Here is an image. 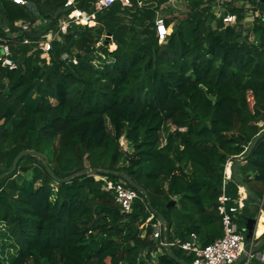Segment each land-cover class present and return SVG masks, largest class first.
Instances as JSON below:
<instances>
[{"label": "trees", "instance_id": "trees-1", "mask_svg": "<svg viewBox=\"0 0 264 264\" xmlns=\"http://www.w3.org/2000/svg\"><path fill=\"white\" fill-rule=\"evenodd\" d=\"M66 1L0 0V39L17 63H0V264H193L194 255L172 247L171 257L152 237L158 219L169 239L196 233L205 246L221 237L229 159L242 158L254 194L237 218L242 231L264 199V137L245 159L264 130L263 17L244 29L249 10L236 0L220 7L236 15L233 25L217 0H183L187 11L161 17L172 31L160 42L167 0L117 2L95 25L63 33ZM76 1L94 11L95 0ZM50 30L59 38L47 62L38 43ZM101 177L138 191L130 212ZM239 185L227 183L229 206Z\"/></svg>", "mask_w": 264, "mask_h": 264}, {"label": "built area", "instance_id": "built-area-1", "mask_svg": "<svg viewBox=\"0 0 264 264\" xmlns=\"http://www.w3.org/2000/svg\"><path fill=\"white\" fill-rule=\"evenodd\" d=\"M18 3H24V0H14ZM140 5H144L145 0H137ZM235 0H217L219 5L218 15L223 16V22L228 24H235L237 22L236 15L226 14L222 15L221 8L223 4L227 2H233ZM76 0H67L65 6L70 8V13L65 21L60 23V32L65 33L70 24H81V25H95L97 23V13L103 11L114 3L120 2L123 6L128 7L133 4V0H95L94 11L89 12L76 5ZM258 6L264 4V0H255ZM264 21V12H263ZM23 29L29 28V23L24 21H18L16 23ZM157 35L160 42H163L170 34L169 27L165 24L164 19L160 18L156 21ZM59 38V32L50 30L40 40L38 45L42 49L43 55H50L53 41ZM24 43H29L28 39L24 40ZM0 63L3 67L10 69L17 68V63L12 57V51L10 45L5 40L0 39ZM235 161L229 159L225 164L224 176H223V195L220 200V212L222 214L223 224V235L216 239L214 242L203 246L199 237L196 233H191L188 240H182L179 237H175L172 240L167 238L165 241L164 232L168 231V225L161 219H158L153 224L152 237L161 240L163 246L169 245L172 247H180L187 251L188 254L194 255L193 264H234L244 253H249V256L245 262L248 264L251 258L256 257L257 259L264 262V252L257 251L252 253L254 249V240L247 246L246 237L243 231L240 229L237 218L243 213L245 204L248 199V190L243 186L239 185L238 196L236 198L235 205L229 206L228 202L231 200L226 195L227 183L233 180V166ZM104 180V184L107 190H112L115 193V197L121 206V210L124 213H128L132 210L135 200L139 197V193L136 189L126 186L122 181H113L107 177H101ZM264 201V199H262ZM151 217L155 214L151 213Z\"/></svg>", "mask_w": 264, "mask_h": 264}, {"label": "water", "instance_id": "water-1", "mask_svg": "<svg viewBox=\"0 0 264 264\" xmlns=\"http://www.w3.org/2000/svg\"><path fill=\"white\" fill-rule=\"evenodd\" d=\"M107 38H109V35H107ZM262 137H264V130H263L259 135H257V136L255 137V139L253 140L252 144L250 145V147H249V149H248V151H247V153H246V155H245V159H247V158L250 156L252 150L254 149V147L256 146V144L258 143V141H259ZM28 152H29V151H27V150H23V151H21V152L15 157L14 162H13L14 165H13V168H12V169H15L16 164L18 163V161L20 160V158H21L24 154H26V153H28ZM241 161H242V158L239 159L238 161H236V163H235L234 166H233V178H234V180H235L237 183L243 185V186L248 190V187H247L245 181L242 179V174L239 173V166H240V164H241ZM48 172L50 173V175H51L53 178L57 179L58 181L65 180V179L57 178V177L55 176V174H54V171H53L51 168H48ZM87 172H88V170H87V171H84L83 173H87ZM76 175H78V174H75L74 176H76ZM134 186H135V188H137V189H141V187H140L139 185H137V184H134ZM248 195H249L250 197H253V196H254L253 192H251V191H249V190H248ZM262 211H264V201L256 199V203L253 205V207H252V209H251V214L254 215V216L249 217V218L247 219V225H246L247 227L245 228V230L248 231V235H247V238H248V239H252L253 234H254V231H255V228H256V226H257V224L259 223V220H260V218H261ZM164 238H165V241H166L167 238H168V232H166V231L164 232ZM263 246H264V240H262V241L257 245V247H254V249L252 250V253H256L257 251H259L260 249H262ZM165 249L167 250L168 254H169L171 257L176 258L175 255H174V253L171 251V248H170L169 245H166V246H165ZM248 256H249V253H244V254H243V255H242V256H241V257H240V258H239L234 264H242V263H245L246 260H247V258H248ZM176 259H177V258H176ZM178 261H179L181 264H189V263H186L184 260H178Z\"/></svg>", "mask_w": 264, "mask_h": 264}, {"label": "rangeland", "instance_id": "rangeland-1", "mask_svg": "<svg viewBox=\"0 0 264 264\" xmlns=\"http://www.w3.org/2000/svg\"><path fill=\"white\" fill-rule=\"evenodd\" d=\"M145 1L146 2L147 1L150 2V1H153V0H145ZM154 1H157V0H154ZM225 6H227V5H225ZM186 7L187 6H186L185 2H183V0L182 1L181 0H167V1H165V2L162 3L161 8H160L159 13H158V16L160 18L161 17L165 18V17H170L171 14L181 15V14H183V12H185V11L188 10ZM65 20H66V18L63 19L62 22L65 21ZM251 21L252 20L248 21L246 24L244 23V26H243L244 29H247L248 28L247 25H249L250 23H253ZM169 30H170V32L172 31V26H169ZM109 38H111L110 35H109ZM254 38H255V36L253 35L252 36V39H254ZM109 48H110V50H113L114 48H116V45L110 44V47ZM42 57L45 58L47 62L50 61V55H43ZM123 144L126 145L125 142ZM45 156H46V159L48 160V162L50 163L52 161V157H53V150L50 149L49 151H47L46 154H45ZM24 178H30V173L29 174H24ZM243 234L246 237V244L248 246L249 243L251 242V239H248L247 238L246 231H243ZM173 238H175V236H173L171 238V240Z\"/></svg>", "mask_w": 264, "mask_h": 264}, {"label": "crops", "instance_id": "crops-1", "mask_svg": "<svg viewBox=\"0 0 264 264\" xmlns=\"http://www.w3.org/2000/svg\"><path fill=\"white\" fill-rule=\"evenodd\" d=\"M254 1L255 0H236V4H239V5H243V6H245L246 8H247V10H249L247 13H246V16H245V18H244V20H243V25H244V23L246 24L248 21H250V20H252L251 22H254V19L256 18V17H260V15H262L263 16V8H262V6H259V8H258V10H253V8H254ZM153 2H155L154 0H153ZM251 9V10H250ZM250 24H252V23H250ZM174 198H176V197H174ZM256 203V202H255ZM254 203V204H255ZM253 204V205H254ZM253 205H251V208H250V214H251V209H252V207H253ZM252 216H254V215H249V217H252ZM248 217V218H249ZM246 225H247V221H246ZM260 225H263V230L262 231H260ZM247 227V226H246ZM245 227V228H246ZM245 228L243 229L244 231H246V234L248 235V231L247 230H245ZM264 234V211H262V214H261V218H260V220H259V223L257 224V226H256V228H255V231H254V234H253V237H252V239L254 240V246L255 247H257V245L262 241V240H264V239H262L261 238V236ZM261 238V239H260ZM260 251H261V249H260ZM259 252V251H258ZM261 252H264L263 250L261 251ZM257 253V252H256ZM245 264V263H244Z\"/></svg>", "mask_w": 264, "mask_h": 264}, {"label": "bare ground", "instance_id": "bare-ground-1", "mask_svg": "<svg viewBox=\"0 0 264 264\" xmlns=\"http://www.w3.org/2000/svg\"><path fill=\"white\" fill-rule=\"evenodd\" d=\"M259 228H260V231H262V230H263V225H260V227H259Z\"/></svg>", "mask_w": 264, "mask_h": 264}]
</instances>
